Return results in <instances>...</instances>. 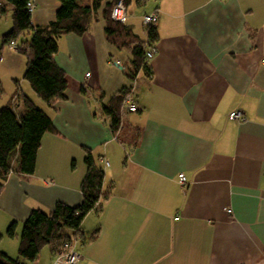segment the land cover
Segmentation results:
<instances>
[{"label":"crops","instance_id":"1","mask_svg":"<svg viewBox=\"0 0 264 264\" xmlns=\"http://www.w3.org/2000/svg\"><path fill=\"white\" fill-rule=\"evenodd\" d=\"M33 2L35 25L55 20L59 0ZM114 2L100 0L85 34L59 39L55 59L69 98L54 106L24 78L27 58L3 44L13 7L0 6V108L26 94L57 128L43 136L35 172L7 178L0 244L9 247L0 251L17 257L5 236L13 221L20 242L34 209L83 202L87 147L105 169L109 197L83 221L85 235H98L75 242L78 264H264V0H148L138 22L128 7L142 38L143 16H159L153 73L141 70L133 84L131 50L105 34ZM130 85L140 109H122L115 134L102 106ZM235 110L245 121L229 118ZM41 253L32 264L42 263ZM53 259L47 252L44 264Z\"/></svg>","mask_w":264,"mask_h":264},{"label":"trees","instance_id":"2","mask_svg":"<svg viewBox=\"0 0 264 264\" xmlns=\"http://www.w3.org/2000/svg\"><path fill=\"white\" fill-rule=\"evenodd\" d=\"M30 1L33 2L0 0L1 8L5 5L13 7L12 28L2 36L3 44L27 58L24 78L42 100L49 106H54L57 101L69 98L67 73L55 59L59 50V39L66 34H85L96 20L100 0H95L92 5L82 0H59L60 7L55 20L46 25L33 23L32 12L28 9ZM147 1L136 0L138 5H144ZM114 3L110 5L105 16V34L110 44L119 49L131 50L132 70L126 74L133 84L141 70L148 77L153 73L146 58V51L157 43L158 27L157 24H144L147 36L142 38L135 33L128 21L122 23L111 18ZM129 3L130 0H126L127 6ZM3 8L2 13L5 11ZM132 88L133 85L123 87L108 104L102 106L103 116L110 122L115 134L121 126L122 104ZM82 91L86 92L85 88H82ZM16 99L12 104L0 108V194L9 174L29 175L35 172L37 153L43 136L57 131L50 115L31 97L18 94ZM84 149L87 173L81 185L83 202L78 206L58 202L51 212L34 209L23 225L19 256L14 258L0 251V264H27L28 261L34 263L45 247L51 249L55 259L64 251L65 244L76 247L75 242L79 239L92 240L97 237L98 231L87 236L81 227L90 212L101 209L102 201L106 200L109 194L103 192L104 167L89 148ZM3 236L0 234V238ZM5 236L11 239L17 236L16 221L9 225Z\"/></svg>","mask_w":264,"mask_h":264},{"label":"built area","instance_id":"3","mask_svg":"<svg viewBox=\"0 0 264 264\" xmlns=\"http://www.w3.org/2000/svg\"><path fill=\"white\" fill-rule=\"evenodd\" d=\"M35 8H36V4L30 1L28 3L29 11L33 13ZM110 14H111V18L115 21H119L122 23L127 22L128 7L126 4V0H117L113 5ZM158 20H159V16L157 13L145 14L143 16V23L147 26L156 25ZM156 53H157V48L155 45L149 47L148 50L146 51L147 61L150 62L155 57ZM86 75L90 76V73L88 72ZM134 86L132 90L125 96L124 102L122 104V109L129 112H137L140 109L137 101L135 100ZM229 118L241 122L245 121L246 119L244 113L241 110L232 111L229 115ZM105 163L108 165L107 161H105ZM179 181L182 185H185L187 183L184 174H180ZM74 246L75 245L72 246L69 243L65 244L63 249L64 251L55 257L53 264H78L79 261L82 259V254L79 251H77Z\"/></svg>","mask_w":264,"mask_h":264},{"label":"rangeland","instance_id":"4","mask_svg":"<svg viewBox=\"0 0 264 264\" xmlns=\"http://www.w3.org/2000/svg\"><path fill=\"white\" fill-rule=\"evenodd\" d=\"M127 7H129V13H130V15H132L133 16V19L132 20H130L131 22L132 21H135V22H138V19H139V15L141 14V13H143V11L145 10V8L147 7V4L145 5H138L137 4V2H136V0H131V2H130V4H128V6ZM144 15V14H143ZM142 16V15H141ZM4 20H5V18H4ZM140 20V19H139ZM141 29V28H140ZM17 100V99H16ZM15 101V100H14ZM11 243H10V242ZM7 242H9L10 243V247L12 248L13 247V244H14V247L15 248H17V251L19 252V241L18 240H16V239H7ZM73 246V245H72ZM2 247H9L8 246V243L7 244H0V248H2ZM75 247V246H74ZM75 249H76V247H75ZM77 250V249H76ZM13 251V250H12ZM17 252V257L19 256V253ZM47 252H48V254H51V249L49 248V247H45L44 249H43V251H42V253H41V256L43 255V261H42V263L41 264H44L45 263V259H46V254H47ZM11 256V255H10ZM13 257V256H12ZM17 257H14V258H17ZM27 264H32V262H27Z\"/></svg>","mask_w":264,"mask_h":264},{"label":"water","instance_id":"5","mask_svg":"<svg viewBox=\"0 0 264 264\" xmlns=\"http://www.w3.org/2000/svg\"><path fill=\"white\" fill-rule=\"evenodd\" d=\"M117 64V63H116Z\"/></svg>","mask_w":264,"mask_h":264}]
</instances>
